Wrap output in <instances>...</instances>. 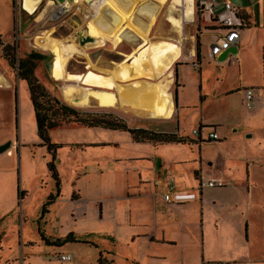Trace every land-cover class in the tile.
<instances>
[{"label":"crops","instance_id":"crops-1","mask_svg":"<svg viewBox=\"0 0 264 264\" xmlns=\"http://www.w3.org/2000/svg\"><path fill=\"white\" fill-rule=\"evenodd\" d=\"M122 1L127 3L129 0ZM221 1L228 0H197V3L198 6L203 3H213L214 9L218 8L217 10H219ZM254 2L259 18L252 17L251 5L237 6L240 9V14L245 17L246 23L240 30L235 44V52L227 53L222 60L215 59L213 61L214 64H222L218 75L223 76L224 79H226L228 63L231 60L235 61L239 68L233 69L229 76L230 74L235 75L236 72L238 80L247 79L250 82V79L254 78L247 72L249 68L254 66L248 50L251 44L258 46L262 41L264 42V0H254ZM167 3L168 8L170 2ZM175 14L177 15V13ZM141 15L135 12L131 17L132 27H126L140 39L138 46H144L145 51L150 44H157L159 41L175 42L176 45V48L174 47L168 53L160 55L164 56V59L160 60L158 66L156 65L160 70H163L166 64L171 62L172 64L167 71H170L171 67L174 66L170 83L173 107L172 111L169 112L170 117L163 118L173 122L174 127L162 130L155 129L154 131L174 132L186 136L192 142L183 144L135 142L127 132L116 131L117 133H114L116 135H113L114 138H108L105 132L93 131L95 139L70 140L66 143H73L76 146L82 145L83 147V149L71 150V156L75 159L72 168L75 171L81 169L83 179L92 181L101 190V193H98L91 200L95 211H97L96 215L98 219L105 218V221L111 223L114 227L115 238L129 250L128 253L131 255L133 264L141 263L133 258L134 256L142 258L143 263L150 261L155 262V264H186V259L190 261L191 257L196 260V264H264V259H251L240 255L247 253L248 241L250 242L256 235L250 231V228L254 230L256 227L255 215L264 217V61H262L259 69V90L255 91L252 85L240 84L236 87L234 83L224 87L223 82H221L223 79L219 80L215 77L214 82H211L209 87L210 94H207L202 90V86L206 88V85L202 80L200 70L201 41L196 57L192 43L193 38L189 34L190 26L187 27L186 34L183 32V25L180 34L170 28L177 35H182L180 38H183L182 46L184 49H181L177 40L161 39L148 42L149 31L157 14L152 20L147 17L142 18ZM152 15L151 13L150 16ZM194 19L197 22L203 20L200 24H204L207 34L211 37L207 45L208 51L209 44L219 32L218 27L211 22L205 13H198L196 8L193 9L192 20L186 21L184 19L183 21L190 23ZM248 22L250 25H247ZM142 29L146 30L145 35ZM198 35L201 37L204 34ZM125 41L122 40L119 46ZM249 41L251 43L247 46ZM260 46L262 57H264V43ZM250 51L252 52V49ZM133 56L132 54H125L119 72H122L123 68H126L124 70L127 73L134 71L130 64ZM176 62L178 63L175 65ZM192 64L197 67V71L192 68ZM191 68L194 75L188 77L187 75L191 74ZM142 72L145 71L142 70ZM206 72L207 70L202 71L203 78H205ZM146 73L148 72L146 71ZM132 81L136 80H129L128 83ZM188 81L199 91L198 105L189 106V103L184 100L181 89ZM248 88L252 90L250 107L245 106L244 97V91ZM234 92L241 96V105L239 106L241 109L244 108V112L239 111L233 105H209L211 102L206 99L208 97L225 98ZM191 107L199 110V118L190 129L191 133L193 128H199L200 131L196 135L197 142L192 136L185 134L182 129L181 116L184 112L193 110ZM208 108L216 111V120L203 117ZM219 112L221 115H218ZM225 118L230 121V128L236 127L230 129L231 131L236 132L238 128H241L238 136L234 139L235 144L230 145L231 150L227 148L229 141L220 140L224 134L216 129L220 126L219 120H225ZM207 130H214L218 138L216 140L206 139L204 136ZM210 142L222 150L223 157L210 154L207 150V144ZM190 145H193L194 148L197 147V157L191 152ZM11 150L12 154L6 155L5 152L4 157L11 158L14 148L12 147ZM79 157L82 158L81 163H78L77 158ZM157 176H171L175 181L176 192L173 193L168 202H164L161 198L162 187L153 184V179ZM77 179H80L79 176ZM207 179L220 180L224 184L219 188H200L199 182ZM71 189L75 188L72 187ZM207 190L213 192H207ZM76 191L79 194L78 199L73 200L71 195L69 199L73 204L70 211L74 215L73 221H76V216L85 215L82 203H87L82 199L79 190ZM57 204L58 200L56 199L51 207L50 215H53V212L56 213ZM251 217L252 222L250 221ZM62 227L60 226V228ZM67 233L69 235L75 232L73 228H69ZM59 238L61 236L57 239ZM72 241L98 246L93 241L79 240L77 237ZM139 244L141 245L139 246ZM141 246L144 247V250L142 254H139ZM214 247H216L215 254ZM216 250L220 254H216ZM113 251V247H109L108 250H99L97 262L100 256L104 262H107L102 253H110L111 259L108 262L112 264L114 261ZM68 262L66 263L70 264Z\"/></svg>","mask_w":264,"mask_h":264},{"label":"rangeland","instance_id":"rangeland-1","mask_svg":"<svg viewBox=\"0 0 264 264\" xmlns=\"http://www.w3.org/2000/svg\"><path fill=\"white\" fill-rule=\"evenodd\" d=\"M47 1L48 0H42L38 5L37 11L34 14H29L18 7L20 0H0V145L8 141L11 142L10 147L6 151L0 152V264H67L60 260L61 254H69L71 256V261L68 262L70 264H98L97 257L99 250H108L109 247H113L114 249V261L112 264H133L131 262L132 258H130L131 255L128 253L129 250L121 241L115 238L113 234L114 227L111 223L105 221V218L98 219L96 215L97 211H95L93 201L91 200H93L98 193H101V190L98 189L92 181L83 179V171L81 169L75 171L72 168L75 159L71 156L70 152L77 148L83 149L82 145L76 146L73 143L66 144L70 140L84 141L89 138L95 139L93 131L98 130L105 132L108 138H114L113 135H116L114 133H117V130L103 128L87 129L77 123H71L50 131L51 140L53 142L65 144L64 147L57 150L55 160L61 178L60 196L57 198L58 204L55 207L56 213L54 214L53 212V215H50L53 203L48 207L49 212L45 213L40 219L42 205L46 201L48 194L55 193L56 191L55 183L50 177L46 167V162L50 159V156L46 148L40 145L41 140L37 136L32 104L29 100L26 83L18 78L17 69L11 67L3 57L2 48L6 44L13 45L17 58H22L30 52L44 55L43 59L36 62L34 74L39 82L52 95L78 110L100 114H113L125 120L130 127L162 130L171 129V127H174V124L173 122L163 119L170 117L171 114L168 111L163 113L162 118H151L137 109H133L131 112H124L111 108L69 104L62 96L64 82L62 84V81L54 80L49 75L48 64L53 54L49 50L39 47L36 42V37H41V35L43 36V34L47 32L52 34V37L58 38L63 42H76L79 53L75 54L67 64V82H72L82 87L108 88L113 91H118L119 86L122 84H133L138 80L141 83L145 80L158 82L162 79V76L157 77L156 74L152 77L143 75L139 77H130L127 80H122L118 77V79L113 81L112 75L114 73L110 71L119 72V67L124 60L125 54H132L134 56H141L144 54L145 47L137 45L140 39L127 30L132 35L131 42L125 41L116 50L113 49L112 42L107 40L96 46L83 47L78 42L77 32L86 31V22L93 16L92 14L97 12L96 9L81 2L83 7L86 8L84 10L87 11V15H89L88 18H85L83 13L74 7L63 14L55 15L54 12H56L58 4L52 3L47 5ZM228 1L235 6L243 4L247 6L251 5L250 13L252 17L259 18L254 0ZM120 2L123 3L122 0H120ZM77 4L80 5L79 3ZM72 5L76 6V4H71L69 8ZM167 5L168 3H165L159 8L157 16L149 31V39H147V41L155 42L161 39L177 40L180 43L181 49H184L182 46L183 38H180L182 35H177L172 31L169 23L164 18ZM80 6L82 7V5ZM196 6L194 5V9L197 8ZM219 7L221 9V6ZM217 9L218 8H215V10ZM40 13L42 14L38 18ZM131 17L127 20L126 27H132ZM202 21L203 20L197 22L194 19V21L190 23L185 21L182 22L183 32H185V34L187 32V27L190 26L189 34L192 35L194 48L196 41L198 43L201 41L202 58L200 70L202 80L206 85V88L202 86V90L210 94L209 87L211 86V82H214L215 77L219 80L223 79L221 82H223L224 87L231 84L233 85L234 83L236 87L240 86V84L252 85L255 91L259 90V69L262 65V61H264L260 45L264 42L262 41L258 46L253 44L250 45L251 38L247 44V46L250 45L249 48L252 49V52L249 49L248 53L252 57V62L254 63V66L247 70V72L254 77L250 79V82H248L249 80L247 79L238 80L236 72L235 75L230 74L229 76V73H232L233 69L236 70L239 68L233 60L228 63L226 79H224L223 76L218 75L222 64H214L213 61L216 58L209 59L207 56V45L211 37L207 34L203 26L204 24H200ZM247 25H250V23L248 22ZM160 28L162 29L159 30ZM198 34L204 35L200 37ZM34 41L37 46H34ZM163 57L164 56L153 57L154 63L158 66L160 60L164 59ZM177 63L178 62L174 64L176 65ZM191 66L197 71V67L193 64ZM173 67L170 69L171 76L173 74ZM192 68L191 74L187 75L188 77L194 75V73H192ZM204 70H207L204 75L205 78H203L202 74ZM132 79L136 81L128 83V81ZM181 90L184 100L189 103V106L194 104L198 105L199 91L197 87L195 89L191 82L188 81V83L185 82ZM206 99L211 102L209 105H233L239 111L242 110L244 112V108L241 109L239 106L241 105V96L238 95L237 92L225 98L218 97L215 99L213 97H208ZM191 109V111L189 110L190 112L186 111L181 116L182 129L185 134L192 136L197 142L196 135L191 134L190 129L199 118V110L198 108L194 109L192 107ZM215 113L216 111L214 109L210 110L208 108L207 111L204 112L203 117L216 120L217 116ZM218 115H221V112H219ZM219 122L220 126L216 129H219V132L224 134L220 140L229 141L227 148L231 150L232 147L230 145L235 144L234 139L238 136L237 134L240 132L241 128H238L236 132L231 131L230 129H235L236 127L230 128V121L227 118H225V120H219ZM202 133H204V131H202ZM12 147L14 148L13 156L11 158L4 157L3 154L12 149ZM189 148L191 152L195 154V157H197V147L194 148L193 145H190ZM207 150L212 156L214 154H216V156H224L222 150L213 142L207 144ZM57 157H59V159H57ZM77 160L79 161L78 163H81L82 158L79 157ZM78 176L80 179H77ZM72 187L79 190L82 199L87 202L82 203L84 208L83 213L85 212V215L76 216V221L72 220L74 215L73 212L70 211L71 208H73V204L69 199L70 195L73 200L78 199L79 194L75 189L72 190ZM19 191H22L20 196L18 195ZM207 192L213 191L207 190ZM255 218L256 227L254 230L250 228V231L254 232L256 235L250 242L248 241L247 253L240 255L251 259H264V217L255 215ZM38 221L40 230L43 235L49 239V242H53L60 236V240L67 236L70 242L62 246L47 245L46 242L41 239L38 232ZM250 221L252 222V217ZM59 224L63 227L60 228ZM69 228H73L75 233L68 235L67 231H69ZM61 233L63 234L60 235ZM76 237L79 240L93 241L98 246L95 247L94 245L84 242H73L72 240L76 239ZM140 245L141 244H139V246ZM212 248L213 246L211 249ZM215 249L216 247H214V254ZM143 250L144 247L141 246L139 254H142ZM216 254H220L218 250H216ZM102 256L107 263L110 264V262H108L111 259L110 253H102ZM133 258L140 261V264H155V262L150 261L143 263L142 258H137L136 256ZM186 264H196V260L191 257L190 261L186 259Z\"/></svg>","mask_w":264,"mask_h":264},{"label":"bare ground","instance_id":"bare-ground-1","mask_svg":"<svg viewBox=\"0 0 264 264\" xmlns=\"http://www.w3.org/2000/svg\"><path fill=\"white\" fill-rule=\"evenodd\" d=\"M41 1L23 0V7L26 11H29L28 13L34 14ZM168 1L170 4L167 8L165 20L175 32L180 34L183 20H192L193 0H129L127 3H122L120 0H64L62 5L69 8V5L76 4V9L82 12L83 15L85 14V17L89 15L84 10L86 8L83 7V2L96 9L97 12L92 14L93 16L86 22L85 33L78 31L83 35L93 37V41L85 43L82 45L83 47L96 46L107 40L112 42L113 49H115L118 48L122 40L131 42V33L133 32L126 28V25L127 20L133 16L134 12H138V15L143 13L141 15L142 18L147 17L152 20L159 8ZM52 3L54 4V0L47 1V5ZM77 3L82 5V7ZM59 13L57 12L55 15ZM151 13L153 14L152 16H150ZM41 14L38 15V18ZM142 32L145 35L146 30L142 29ZM36 38L39 47L49 50L53 54L48 64L49 75L54 80L62 81V84L64 82L62 96L69 104L111 108L124 112H131L133 109H137L151 118H162L164 112L172 111L173 101L170 93L172 77L171 70L167 71L172 63L169 62L163 70H160L154 63L153 57L164 55L174 47L176 48L175 42L159 41L157 44H150L141 56H133L130 60V64L134 68L133 72L128 69L130 72L126 73L124 70L126 68H123L122 72L110 71L114 73L112 75L114 81L118 77L122 80H127L130 77H139L140 75L153 76V74H156L157 77L162 76L160 81L145 80L141 83L138 80L133 84H122L119 86L118 91H113L108 88L82 87L78 84L67 82V64L75 54L79 53L76 42H63L58 38L52 37V34L47 32L43 36H37ZM142 70L145 72H142ZM11 154V149L6 152V155Z\"/></svg>","mask_w":264,"mask_h":264},{"label":"trees","instance_id":"trees-1","mask_svg":"<svg viewBox=\"0 0 264 264\" xmlns=\"http://www.w3.org/2000/svg\"><path fill=\"white\" fill-rule=\"evenodd\" d=\"M194 5L198 6L197 0H194ZM196 6V7H197ZM240 17L246 23L244 16ZM1 44V35H0ZM199 43L196 41L195 55L198 56ZM3 57L8 64L17 69V76L20 80L26 83L29 100L32 104L33 116L36 124L37 136L41 140V146L47 150L50 159L46 162L47 170L50 177L53 179L56 187L55 193H49L46 201L42 205L40 219L49 212L48 207L52 205L60 196L61 178L55 164L57 150L65 146L63 143L53 142L51 140L50 131L62 125L77 123L86 128H103L109 130H117L127 132L131 139L135 142H153V143H189L192 142L186 136L178 135L174 132L154 131L142 127H130L125 120L114 116L113 114H100L89 111H82L61 101L56 96L52 95L37 79L34 74L36 62L44 58L36 52H30L22 58H17L15 55V47L6 44L2 48ZM175 101V98H174ZM16 109V107H15ZM17 126V123H16ZM203 127V126H202ZM22 191H19L20 196ZM38 219V220H40ZM38 223V232L42 240L47 245L61 246L69 239L68 237L60 240L56 239L49 242V239L43 235ZM71 234V233H70ZM98 264H108L104 262L101 256L98 259Z\"/></svg>","mask_w":264,"mask_h":264},{"label":"built area","instance_id":"built-area-1","mask_svg":"<svg viewBox=\"0 0 264 264\" xmlns=\"http://www.w3.org/2000/svg\"><path fill=\"white\" fill-rule=\"evenodd\" d=\"M220 4L221 9L219 10L214 9L213 3H203L196 8L198 13H205L211 19V22L218 27L219 32L216 33L214 40L208 46L207 56L211 59H214V57L219 55L223 50L228 49L230 46H235L240 30L245 24L240 17V9L237 6L228 1H221ZM18 7L26 11L23 7L22 0L18 3ZM72 7L76 8L75 5L68 8L65 5H62V2L58 3V8L55 13L60 12L59 14H63L69 11ZM26 12L28 13V11ZM34 43V46H37L35 41ZM244 97L245 106L250 107L252 104V90L249 88L246 89L244 91ZM199 131V128H193L191 133L198 135ZM204 137L211 140H216L218 138L214 130H207ZM153 184L157 187H162L161 198L164 202H168L173 193L176 192L175 181L171 176H157L153 179ZM223 184L224 183L220 180L207 179L205 181H200L198 186L200 188L221 187ZM60 260L62 262H68L71 260V256L69 254H61Z\"/></svg>","mask_w":264,"mask_h":264},{"label":"water","instance_id":"water-1","mask_svg":"<svg viewBox=\"0 0 264 264\" xmlns=\"http://www.w3.org/2000/svg\"><path fill=\"white\" fill-rule=\"evenodd\" d=\"M64 0H54V4H58L63 2ZM167 8V7H166ZM85 33V32H84ZM77 37H78V42L80 43V45H84L87 42H91L93 41V37L89 36V35H83L81 32H77ZM235 52V46H230L228 49L223 50L217 57V60H222L225 58L227 53H234ZM11 145V142L8 141L2 145H0V152H4L6 151Z\"/></svg>","mask_w":264,"mask_h":264}]
</instances>
